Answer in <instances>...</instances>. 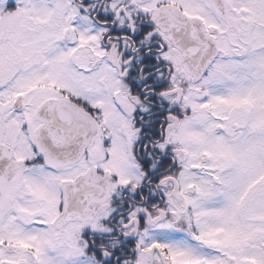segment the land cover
I'll list each match as a JSON object with an SVG mask.
<instances>
[{
    "label": "snow or ice",
    "instance_id": "6c2138e0",
    "mask_svg": "<svg viewBox=\"0 0 264 264\" xmlns=\"http://www.w3.org/2000/svg\"><path fill=\"white\" fill-rule=\"evenodd\" d=\"M0 264H264V0H0Z\"/></svg>",
    "mask_w": 264,
    "mask_h": 264
}]
</instances>
